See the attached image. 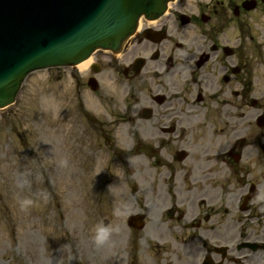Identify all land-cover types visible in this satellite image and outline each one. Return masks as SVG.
Masks as SVG:
<instances>
[{
  "label": "flooded vegetation",
  "instance_id": "1",
  "mask_svg": "<svg viewBox=\"0 0 264 264\" xmlns=\"http://www.w3.org/2000/svg\"><path fill=\"white\" fill-rule=\"evenodd\" d=\"M176 14L155 49V93L118 119L139 128L142 172L156 169L164 212L146 225L187 236L192 264H264V0H210L186 26ZM125 75L137 78L133 64Z\"/></svg>",
  "mask_w": 264,
  "mask_h": 264
},
{
  "label": "rangeland",
  "instance_id": "2",
  "mask_svg": "<svg viewBox=\"0 0 264 264\" xmlns=\"http://www.w3.org/2000/svg\"><path fill=\"white\" fill-rule=\"evenodd\" d=\"M171 6L174 12L197 8L191 0ZM145 48L133 40L118 58L121 69ZM93 57L103 70L97 93L87 85L90 68H51L30 74L16 103L0 111V264H143L154 252L150 228L128 229L124 215L163 212L153 194L154 172L143 173L138 157L129 159L131 167L100 169L116 166L110 157L122 149L134 153L138 132L118 119L133 117L135 99L127 97L112 56ZM145 86L141 80L132 87ZM115 179L118 187L106 191L105 182ZM98 228L109 231L102 244L93 239ZM189 253H178L176 264H188Z\"/></svg>",
  "mask_w": 264,
  "mask_h": 264
},
{
  "label": "water",
  "instance_id": "3",
  "mask_svg": "<svg viewBox=\"0 0 264 264\" xmlns=\"http://www.w3.org/2000/svg\"><path fill=\"white\" fill-rule=\"evenodd\" d=\"M171 0H121L115 9L98 10L88 22L76 28L70 38L51 40L46 45H37L22 56L20 63L8 65L0 73V108L14 102L19 89L20 73H29L34 65L47 60L56 61V66H74L86 60L97 49L119 53L127 40L134 35L141 13L147 19H157L167 10ZM8 64V62H7ZM12 85V86H11ZM93 88L95 87L92 84Z\"/></svg>",
  "mask_w": 264,
  "mask_h": 264
},
{
  "label": "bare ground",
  "instance_id": "4",
  "mask_svg": "<svg viewBox=\"0 0 264 264\" xmlns=\"http://www.w3.org/2000/svg\"><path fill=\"white\" fill-rule=\"evenodd\" d=\"M205 0H191V3H200V2H203ZM163 19V18H161ZM142 21V20H141ZM141 25V23H140ZM94 62V57H90L88 58L86 61H83L81 63H79L77 66H76V69L79 70L81 73H85L89 70V67L90 65Z\"/></svg>",
  "mask_w": 264,
  "mask_h": 264
},
{
  "label": "clouds",
  "instance_id": "5",
  "mask_svg": "<svg viewBox=\"0 0 264 264\" xmlns=\"http://www.w3.org/2000/svg\"><path fill=\"white\" fill-rule=\"evenodd\" d=\"M25 204L30 203V201H25ZM109 231L106 228H98L96 231V235L93 239L97 244H102L108 239Z\"/></svg>",
  "mask_w": 264,
  "mask_h": 264
}]
</instances>
